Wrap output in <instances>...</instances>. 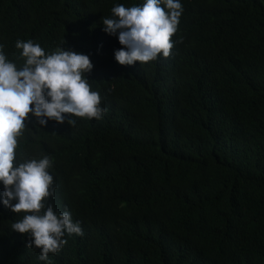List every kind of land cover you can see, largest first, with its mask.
Returning a JSON list of instances; mask_svg holds the SVG:
<instances>
[{
  "label": "trees",
  "instance_id": "1",
  "mask_svg": "<svg viewBox=\"0 0 264 264\" xmlns=\"http://www.w3.org/2000/svg\"><path fill=\"white\" fill-rule=\"evenodd\" d=\"M186 1L184 28L233 61L229 71L212 63L217 70L189 87L158 59L147 72L116 61L122 45L102 17L144 0H0V46L18 68L17 40L94 65L86 78L110 110L73 117V127L65 118L62 142L77 147L57 151L55 166L74 155L92 169L76 187L80 197L98 193L96 206L83 199L89 228H114L109 264H264V0ZM26 125L34 132L37 119ZM0 264H30L1 226Z\"/></svg>",
  "mask_w": 264,
  "mask_h": 264
},
{
  "label": "clouds",
  "instance_id": "2",
  "mask_svg": "<svg viewBox=\"0 0 264 264\" xmlns=\"http://www.w3.org/2000/svg\"><path fill=\"white\" fill-rule=\"evenodd\" d=\"M111 13V18L102 17V24L107 34L118 35L122 48L115 59L122 66L147 72L158 59L187 87L217 69L231 70L232 60L217 54L207 38L184 28L186 0H144L131 7L116 5ZM15 47L22 50L20 68L0 46V226L19 237L30 264H109L115 247L107 237L114 228H89L83 199L96 206L98 193L80 197L76 187L92 169L74 155L69 156L75 164L65 169L55 161L57 151L64 150L63 158L77 147L62 142L65 118L70 117L72 127L73 117L101 120L111 101L86 78L94 68L88 55L64 47L46 54L31 40H17ZM30 116L37 119L34 132L26 128ZM52 133L60 139L56 143L47 139Z\"/></svg>",
  "mask_w": 264,
  "mask_h": 264
}]
</instances>
